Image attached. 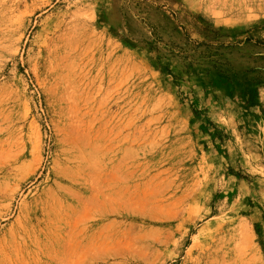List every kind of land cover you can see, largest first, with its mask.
Segmentation results:
<instances>
[{
    "label": "rangeland",
    "instance_id": "374dc122",
    "mask_svg": "<svg viewBox=\"0 0 264 264\" xmlns=\"http://www.w3.org/2000/svg\"><path fill=\"white\" fill-rule=\"evenodd\" d=\"M0 264H264V0H0Z\"/></svg>",
    "mask_w": 264,
    "mask_h": 264
}]
</instances>
